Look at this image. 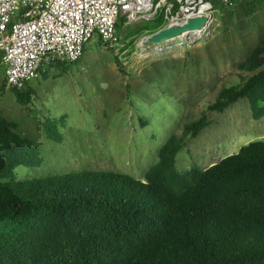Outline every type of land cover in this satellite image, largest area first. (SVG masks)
<instances>
[{
	"label": "rangeland",
	"instance_id": "rangeland-1",
	"mask_svg": "<svg viewBox=\"0 0 264 264\" xmlns=\"http://www.w3.org/2000/svg\"><path fill=\"white\" fill-rule=\"evenodd\" d=\"M211 1L209 28L166 42L162 50L147 39L167 27L171 14L166 10L152 20L119 23L115 46L107 47L95 35L77 63L45 65L20 91L24 103L7 87L0 65V116L42 160L39 167L16 169L17 180L84 171L144 180L166 142L203 117L210 125L196 138H186L176 161L180 173L207 170L263 141L264 118L254 119L249 100L223 113L209 107L223 88H240L255 74L240 66L264 46V0H235L230 7ZM48 119L60 123V142L47 138Z\"/></svg>",
	"mask_w": 264,
	"mask_h": 264
},
{
	"label": "trees",
	"instance_id": "trees-1",
	"mask_svg": "<svg viewBox=\"0 0 264 264\" xmlns=\"http://www.w3.org/2000/svg\"><path fill=\"white\" fill-rule=\"evenodd\" d=\"M240 70L255 74L209 110L247 99L259 121L264 46ZM59 125L45 121L49 140L61 141ZM209 125L203 117L171 137L144 180L84 171L18 181L16 169L42 160L0 116V264H264V140L204 171L176 168L186 138Z\"/></svg>",
	"mask_w": 264,
	"mask_h": 264
},
{
	"label": "built area",
	"instance_id": "built-area-1",
	"mask_svg": "<svg viewBox=\"0 0 264 264\" xmlns=\"http://www.w3.org/2000/svg\"><path fill=\"white\" fill-rule=\"evenodd\" d=\"M164 10L171 14L164 29L202 15L209 16L207 29L215 8L211 0H0V65L6 85L23 91L45 65L77 63L95 35L107 47L115 46L119 23L152 20ZM166 42L155 44L156 50Z\"/></svg>",
	"mask_w": 264,
	"mask_h": 264
},
{
	"label": "water",
	"instance_id": "water-1",
	"mask_svg": "<svg viewBox=\"0 0 264 264\" xmlns=\"http://www.w3.org/2000/svg\"><path fill=\"white\" fill-rule=\"evenodd\" d=\"M209 22V16L202 15L195 19L188 21L181 26L169 27L148 37V42L151 44H160L166 41L176 39L186 33L199 32L204 30Z\"/></svg>",
	"mask_w": 264,
	"mask_h": 264
},
{
	"label": "crops",
	"instance_id": "crops-1",
	"mask_svg": "<svg viewBox=\"0 0 264 264\" xmlns=\"http://www.w3.org/2000/svg\"><path fill=\"white\" fill-rule=\"evenodd\" d=\"M30 84H31V83H29L28 86H30ZM28 86H27V87H28Z\"/></svg>",
	"mask_w": 264,
	"mask_h": 264
},
{
	"label": "bare ground",
	"instance_id": "bare-ground-1",
	"mask_svg": "<svg viewBox=\"0 0 264 264\" xmlns=\"http://www.w3.org/2000/svg\"><path fill=\"white\" fill-rule=\"evenodd\" d=\"M201 33V32H200ZM187 36V35H186ZM180 41H181V38H180ZM145 43V42H144Z\"/></svg>",
	"mask_w": 264,
	"mask_h": 264
}]
</instances>
